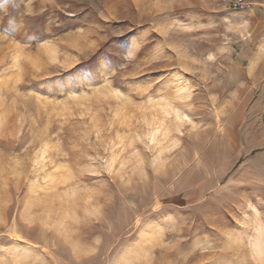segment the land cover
<instances>
[{"label":"rangeland","instance_id":"1","mask_svg":"<svg viewBox=\"0 0 264 264\" xmlns=\"http://www.w3.org/2000/svg\"><path fill=\"white\" fill-rule=\"evenodd\" d=\"M0 264H264V9L0 0Z\"/></svg>","mask_w":264,"mask_h":264},{"label":"built area","instance_id":"2","mask_svg":"<svg viewBox=\"0 0 264 264\" xmlns=\"http://www.w3.org/2000/svg\"><path fill=\"white\" fill-rule=\"evenodd\" d=\"M220 6L229 9H244V8H263L264 2L261 0H218Z\"/></svg>","mask_w":264,"mask_h":264}]
</instances>
